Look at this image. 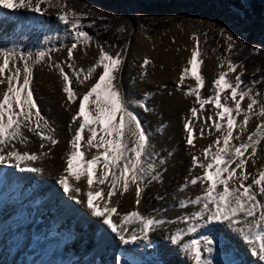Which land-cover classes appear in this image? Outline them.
<instances>
[{"label":"bare ground","instance_id":"1","mask_svg":"<svg viewBox=\"0 0 264 264\" xmlns=\"http://www.w3.org/2000/svg\"><path fill=\"white\" fill-rule=\"evenodd\" d=\"M41 8H44L42 13L33 11L34 14H30L27 8H22L19 15L20 8L8 9L0 6V25H16L23 21L32 27L34 24L36 28L41 29L44 26L47 30H53L54 27L50 26L53 13L43 4ZM38 18L40 22L37 23ZM45 18L47 20L43 25ZM167 36L169 37L166 38ZM167 36L162 39L159 36L151 42L140 31L137 32L131 40L127 58L119 74L120 79L116 83L133 102L135 111L142 117V123L151 129L155 151L161 158H167V163L160 169L163 183L153 182L146 187L142 193L139 211L145 216L174 220L182 215H190L197 209L196 205L181 209L179 201L194 199L197 195H201L203 191L201 185L199 183L195 186L189 185L184 192H180L179 189L185 178L191 180L193 176L202 174L200 168L190 174L192 154L200 155L201 150L212 144L219 133H215V129H212L213 135H208L206 131L204 138L199 136V128L204 124L201 117L206 118L213 115L214 106L205 105L203 112L198 113L197 118L191 117V108L195 106L199 109L200 105L196 103L194 95H185V93L190 87H196L197 82L189 76L185 78L180 88L177 87L183 69L191 67L188 61L191 59L195 41L190 34L176 28L168 31ZM171 38L175 39L174 43ZM97 45L94 39L87 44L83 41L78 44L73 52L76 69L83 68L86 71L91 65L96 64L100 55ZM69 48L59 51L53 59L39 63L37 69L33 71L34 97L37 99L42 115L55 129V137L59 143L52 147L45 142V148L41 149L39 137L25 130L28 141L23 144L16 143V148L21 152L38 154L40 158L29 163L30 166L40 171L21 172L7 163L0 165V176L6 175L5 193L0 202V264H166L167 262L168 264H194V261L183 250V245L192 239H201L202 235L214 238V250L211 254L213 264H264V259H261L259 254H253V245L246 242L227 223H212L200 228L186 235L180 244L173 243L172 236L178 228H185L188 225L166 223L150 230L147 241L137 240L126 245L120 241L117 233L112 232L110 227L103 223V216L94 215L87 206L88 186L84 176L79 181H76L74 177L69 178V191L65 192L59 183V178L65 175V162L70 152V141L80 122L72 123L80 100L77 99L75 104L67 100V95L63 91L65 82L59 70L50 65L62 64L64 66L72 79V87L80 97L96 82L98 74L102 71V69H97V73L81 85L71 75L72 70L64 64L68 59ZM150 55L153 56L154 61L146 76L137 77L132 82L131 75L137 73L135 71L138 70L139 64L142 65L144 59ZM222 62L210 59L207 67H201V74L205 79V88L203 91L200 90L202 98L213 95V81L220 71L227 70L226 67L224 69L218 67ZM10 67L13 66L10 65ZM240 70L237 69L235 73L230 72L228 79L232 75H238ZM5 89L6 84L0 85V96L3 95ZM136 102H146L149 111L136 106ZM246 102L248 101L242 102L244 107L247 105ZM186 118H192L195 124L194 148L189 146L185 139L187 135L184 129ZM237 120L239 123L243 120V116L238 117ZM261 120L264 118H258L253 114L242 139L246 140ZM210 124L211 121H209ZM239 131V128H234V135ZM87 136L86 131L85 140ZM233 142L239 143L238 141ZM81 151L85 152V159H89L97 149L88 150L82 142ZM100 151L102 152L103 149ZM251 151L249 149L245 155H249ZM45 152L48 155H44ZM8 167H10L9 170ZM13 168L14 170L11 171ZM101 169L102 165H97V175L100 174ZM246 169L252 175L264 169V140L257 145L256 155L248 161ZM98 187H103L105 192L107 191V185L100 186L94 183L93 189ZM76 188L80 191L76 192ZM157 196H162L164 199L158 200ZM135 198V186H132L123 195L114 196L109 207L118 201V213L131 212L136 210ZM103 203V197H95L93 200L94 205H100L99 210L102 212L104 211ZM45 209L51 214L46 213ZM45 219L49 221L45 223L43 221ZM120 219V215H113L114 221ZM42 221L44 224L40 225ZM25 237L27 239H24ZM75 240H80L76 243L79 246V252L73 247L72 242ZM98 240L100 244H95ZM7 241L12 243L9 244ZM86 244L92 245L95 253H91L93 250L89 252L85 248ZM105 246H109V249H114L115 252L113 251L112 255L105 253ZM61 247H63L62 252H60ZM87 256H90L88 262ZM204 256H208L206 251ZM3 257L5 261L2 260Z\"/></svg>","mask_w":264,"mask_h":264},{"label":"snow or ice","instance_id":"2","mask_svg":"<svg viewBox=\"0 0 264 264\" xmlns=\"http://www.w3.org/2000/svg\"><path fill=\"white\" fill-rule=\"evenodd\" d=\"M42 4L67 9L62 12L59 19L65 25H70L75 33L76 42L71 44L68 49V59L64 62L72 70L71 75L83 85L97 73V69H102L96 82L80 97L72 87V79L64 66L50 65L59 70L65 82L63 91L67 95V100L72 104H75L77 99L80 100L72 123L80 122L70 141L65 175L59 178V183L65 192L69 191V178L74 177L79 181L84 176L88 186L87 206L94 215L103 216V223L108 225L112 232L117 233L120 241L126 245L137 240L147 241L150 230L166 223L188 225L185 228H178L172 236V242L175 244H180L186 235L209 224L227 223L246 242L253 245V254H259L261 259H264V169H260L256 175L248 173L246 169L248 161L256 155L257 145L264 140V120H261L246 140L242 139L253 114L258 118H264V99H258L264 94L259 91L253 94L255 86L260 81L256 79L251 82L243 81L241 79L245 74L243 71L236 75L234 80L228 79L229 73H235L239 67L229 56L226 61L218 65L221 69L226 67L227 70L220 71L213 81V95L202 98L200 89L205 84L201 74L204 61L203 48L199 37L193 35L195 46L188 61L191 67L183 69L177 87L180 88L185 78L189 76L197 82L196 87H190L185 93V95H194L196 103L200 105L199 109L195 106L191 108V117L195 118L198 113H202L205 105H213L214 114L206 118L201 117L204 124L199 128V136L204 138L206 131L208 135H213L212 129H215V133L219 135L212 144L201 150L200 155L192 154V168L189 172L191 174L200 168L202 174L193 176L191 180L185 178L179 189L180 192H184L189 185L195 186L198 183L201 185L203 189L201 195H197L194 199L179 201L181 209L188 208L189 205H196L197 209L190 215H182L174 220L145 216L139 211L142 193L153 182L163 183L160 169L167 163V158H161L155 151L151 129L142 123V117L135 111L133 102L116 83L120 79L119 74L122 72L126 51L116 46L119 50L113 54L103 45H97L100 55L96 64L86 71L83 68L76 69L74 50L81 41L87 44L92 39L90 34L83 30L82 17L77 11L69 9L66 3L53 4V0H0V6L4 8H27L37 13L44 11L41 8ZM119 31L123 32L125 29L120 28ZM227 39L228 50L231 53L234 50L233 37L229 35ZM108 47L110 49L112 46ZM46 56H49V53L40 52L36 54V59L32 60L31 53L25 55L15 50H0V85L6 84V89L0 96V165L7 163L21 172L40 171L29 163L37 161L40 158L38 154L21 152L16 148V143L23 144L28 141L25 130L39 137L41 149L45 148V142L52 147L59 143L55 137V129L41 113L32 87L33 65L40 63ZM20 61L23 62L22 68L17 66ZM151 63L150 59L145 58L141 67L146 69ZM10 64L13 67H10ZM6 71L7 75H5ZM22 71L23 78H21ZM245 98L249 102L245 108H242ZM258 104L259 108L254 113V106ZM136 106L149 111L146 102H136ZM241 115L243 120L238 123L237 118ZM209 121H211L210 125ZM234 128L240 129L236 135ZM184 129L187 133L185 137L187 144L194 148L196 128L192 118L185 119ZM86 131L88 136L85 140ZM82 142L88 150L97 149L89 159H85V152L81 151ZM249 149L252 151L246 156ZM44 155L48 153L45 152ZM97 165H102L99 175H97ZM94 183L100 186L107 185V191L105 192L103 187L94 190ZM132 186H135L136 210L118 213V201L109 207L114 196L123 195ZM75 191L79 192L80 189L76 188ZM95 197H103V212L99 210L100 205L93 204ZM156 199L162 200L164 197L157 196ZM79 202L83 203V201ZM114 214L120 215L121 219L114 221ZM133 225L137 227L133 228ZM213 245V237L202 235L199 240L192 239L185 243L183 250L194 264H213L211 259ZM205 251L208 253L207 257L204 256Z\"/></svg>","mask_w":264,"mask_h":264},{"label":"rangeland","instance_id":"3","mask_svg":"<svg viewBox=\"0 0 264 264\" xmlns=\"http://www.w3.org/2000/svg\"><path fill=\"white\" fill-rule=\"evenodd\" d=\"M163 2L162 7L169 6V9L162 11H157V8L154 11L139 8L138 12L136 13L137 16H141L144 18L145 21H150V23L143 24L141 22H135L134 24L127 25L121 28H124L125 31H117L118 35H122L126 32H130V36L128 42L126 44V58L129 50V46L133 36L137 32H141L144 37L148 41H155L159 36L161 39L167 36V32L170 31L172 28H176L179 31L185 32L190 34L191 38L193 35H197L201 41V46L203 48V65L202 67H207V63L210 59L215 61H226V59L230 56L231 60L237 63L232 55L229 53L228 44L229 41L227 37L231 35L233 37L232 44H234L235 36H240L239 33L241 32L240 28H236L237 18L243 17V12L237 8L238 4L235 0H160ZM66 3V0H53V4H63ZM135 5L138 6V1H134ZM67 4V3H66ZM47 7L53 14L50 18L52 22H50V26L53 30H47L44 26L40 28H36V25L33 24V27L26 24L23 21H20L18 24H2L0 25V50H15L18 53H24L27 55L28 53L32 54V60L36 59V54L40 52L49 53L51 59H53L55 54H58L59 51L67 49L70 47L72 43L76 42L75 33L73 32L70 25H65L60 19L59 16L62 14L64 10L60 7H50L48 4H43ZM95 5V4H94ZM69 9L71 7L68 6ZM21 9H19V15L21 14ZM44 9V8H43ZM30 14L33 13L31 9H27ZM81 17V25L83 30L86 31V27H90L89 24H84L83 16H85V9H82V12H77ZM34 14V13H33ZM87 15V14H86ZM37 17V15L35 16ZM47 18L43 20V25L46 23ZM36 22H40L39 18ZM87 32V31H86ZM91 36V35H90ZM171 36V35H169ZM167 36L166 38H168ZM210 36V38H209ZM98 45H103L102 42L96 39V35L91 36ZM172 42L174 43L175 39L171 38ZM162 41V40H160ZM245 47V43L243 45ZM49 56H46L41 62L44 60L49 59ZM125 58V60H126ZM150 59L153 63L154 58L153 56L146 57ZM49 59V60H51ZM263 57L259 56L258 60H262ZM124 60V61H125ZM40 62V63H41ZM39 64V63H38ZM38 64L33 65V71L37 69ZM138 64V63H137ZM239 67L237 69H241L244 71V64L237 63ZM11 65V64H10ZM259 64H255V68L259 67ZM13 66V65H11ZM19 67H23V62L20 61L17 65ZM126 66V65H125ZM151 64L147 66V68H142L139 64L138 70L135 75H131V80L134 82L137 77H144L147 74V71ZM92 67V65L90 66ZM146 72V74H145ZM239 72V73H240ZM23 71L21 72V78H23ZM235 76H230V80H234ZM242 79V77H241ZM254 88L253 94L256 91L261 92L264 94V82L258 83ZM205 85L200 89L203 91ZM258 99H264V95L258 97ZM144 100V97H142ZM248 101L245 98V101ZM249 102V101H248ZM246 102V103H248ZM242 108H245L242 105ZM259 104L254 106V113L258 110ZM199 116V115H198ZM197 116V117H198ZM242 116V115H241ZM195 117V118H197ZM251 120V119H250ZM9 166V165H6ZM10 167H8V170ZM14 170L11 169V171ZM6 210V209H5ZM48 213V210H44ZM7 212H5L6 214ZM51 212H49V215ZM46 218V217H45ZM42 220V219H39ZM45 223L49 220H43ZM39 223L43 225L44 222ZM39 222V221H38ZM23 233H25L23 231ZM94 236V234H92ZM23 236V235H22ZM24 239H27L26 237ZM80 240H75L72 242L74 249L78 250L79 246L76 243H79ZM11 244V241H7V243ZM17 243V242H15ZM95 243V242H94ZM91 244V243H90ZM95 244H100L99 240ZM87 250L92 251L91 253H95V249L92 248V245L85 246ZM105 253L112 255L114 249H109V246H105ZM76 252V251H75ZM115 252V251H114ZM115 254V253H114ZM87 262L90 260V256H87ZM5 257L2 258L4 260ZM5 261V260H4ZM168 264V262L166 263Z\"/></svg>","mask_w":264,"mask_h":264},{"label":"trees","instance_id":"4","mask_svg":"<svg viewBox=\"0 0 264 264\" xmlns=\"http://www.w3.org/2000/svg\"><path fill=\"white\" fill-rule=\"evenodd\" d=\"M134 1H138V6ZM235 1L238 4L237 8L243 12V17L237 18L236 28H240L241 32L240 36H235L234 50L231 53L237 63L244 64L243 81L251 82L256 79L264 82V0ZM66 3L77 12L85 9L82 22L90 25L89 28L86 27V31L91 36L96 35V39L113 54L119 49H126L130 36L129 31L118 35L117 31L121 27H127L135 22L146 25L150 23L136 15L139 8L144 11H154L157 8V11L163 12L170 6L162 7L163 2L160 0H66ZM243 43L245 47L242 46ZM109 45L112 46L110 49ZM116 46H119V49ZM259 56L263 59L257 61ZM256 63L259 64L257 68Z\"/></svg>","mask_w":264,"mask_h":264}]
</instances>
